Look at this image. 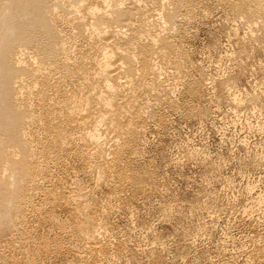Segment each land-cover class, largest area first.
<instances>
[{
  "label": "rangeland",
  "instance_id": "obj_1",
  "mask_svg": "<svg viewBox=\"0 0 264 264\" xmlns=\"http://www.w3.org/2000/svg\"><path fill=\"white\" fill-rule=\"evenodd\" d=\"M0 264H264V0H0Z\"/></svg>",
  "mask_w": 264,
  "mask_h": 264
},
{
  "label": "bare ground",
  "instance_id": "obj_2",
  "mask_svg": "<svg viewBox=\"0 0 264 264\" xmlns=\"http://www.w3.org/2000/svg\"><path fill=\"white\" fill-rule=\"evenodd\" d=\"M107 59V58H106ZM105 66H106V64H105ZM91 139H93L94 137L93 136H89Z\"/></svg>",
  "mask_w": 264,
  "mask_h": 264
}]
</instances>
